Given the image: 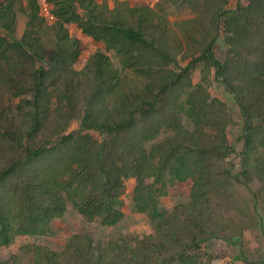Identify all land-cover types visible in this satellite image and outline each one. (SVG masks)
Masks as SVG:
<instances>
[{"label":"trees","instance_id":"trees-1","mask_svg":"<svg viewBox=\"0 0 264 264\" xmlns=\"http://www.w3.org/2000/svg\"><path fill=\"white\" fill-rule=\"evenodd\" d=\"M47 1L53 4L56 17L52 25L59 39L55 48L41 36L43 18L36 0H28V10L20 0H0V132L14 136L21 146L13 150L6 147L11 150L9 165L0 168V246L11 244L18 234L48 233L51 221L64 215L68 202L88 219L100 218L107 226L118 224L125 216L124 180L135 177L134 207L150 215L156 225L154 238H161L159 244H164L177 240L181 233L182 245L173 255L165 256L157 250V243L140 245L137 250L126 242L111 241L105 248L93 245L89 235L79 233L67 246L71 260L76 264H202L191 250L200 249L203 241L216 235L203 219L210 192L222 181L210 163V155L214 150L233 153L235 146L228 145L221 122L223 111L215 109L214 101L208 102L207 90L202 86L188 90L192 85L185 79L194 64H188L183 72L169 70L167 65L176 61L171 48L177 45V51L186 48L184 60L199 54L196 60L205 59L216 69V77L224 78L248 117L244 175L251 176L256 167L262 171L261 177L264 156L259 155L258 146L264 147V101L252 111L247 97L252 93L260 100L264 90V0H248L235 9H229L230 0H160L185 3L196 13H205L193 18V24L186 21V47L179 41L170 44V33L156 21L153 8L142 9L145 14L131 23L119 15L108 18L107 7L99 10L96 0ZM19 12L27 14L29 30L16 38ZM208 13L212 15L206 17ZM223 16L225 62L213 51L220 39L219 20ZM71 22L102 42L107 51L113 50L121 68L115 67L103 51L95 53L82 71L71 68L84 48L79 39L70 37L66 24ZM256 40L260 43L253 47ZM127 70L147 76L149 82L141 90H129L122 75ZM234 70L242 81L234 80ZM175 88L185 95L182 101L171 104L170 93ZM17 97H21L19 103L12 109L9 100L14 102ZM53 109L57 115L50 122ZM12 112L23 122L22 126L16 124L15 130L9 124ZM182 114L189 117L192 129L183 126ZM75 122L79 128L67 132ZM205 125L217 130L214 145L204 141ZM164 128L174 135L151 143L149 149L148 144ZM44 130L49 134L34 141V136ZM92 130L103 135V140L94 139L88 133ZM256 130L262 133L261 140ZM254 155L255 164L251 161ZM188 179L193 181L189 209L195 228L187 224L183 214L170 215L160 206L168 182ZM38 255L35 264H42L44 254L41 251ZM0 264L21 263L13 256L0 259Z\"/></svg>","mask_w":264,"mask_h":264},{"label":"rangeland","instance_id":"rangeland-1","mask_svg":"<svg viewBox=\"0 0 264 264\" xmlns=\"http://www.w3.org/2000/svg\"><path fill=\"white\" fill-rule=\"evenodd\" d=\"M20 1H22L24 8L28 10V0ZM96 1L99 4V10L105 11V7H107L105 16L108 18L119 15L131 23H137L139 16L145 14L142 9L147 7L153 8L158 15L156 21L160 23L162 29L166 27L170 33V44L174 45L179 41L184 47L187 46L188 42V37L183 35L186 30V21L191 20L193 24V18L203 17L205 15L204 12L196 13L185 3L176 5L160 0ZM247 1L230 0L229 9L237 8L240 3L246 5L248 4ZM47 2L49 12L42 11L40 0H36L39 6V15L43 18L41 21L42 25H40L41 36L43 41L50 47L55 48L56 41L59 40L57 37V29L52 27L56 21V17L52 13L54 9L53 4L49 1ZM17 5L19 6L20 3H17ZM132 8L136 9V11H131ZM79 12L84 15L82 8H79ZM211 15L212 13H208L206 17H210ZM225 18L223 16L219 20L221 23L219 30L220 39L213 45V51L221 62H225L228 56L222 37V26ZM28 20L27 14L23 12L18 13L16 33L14 34L16 38H21L29 30ZM66 27L71 38H77L84 44L78 60L74 62L71 68L82 71L83 68L87 67V63L91 60L92 56L101 51L110 56L115 67L118 69L121 68L119 56L113 50L107 51L102 42L84 33L77 23H68ZM168 31L165 33L166 36L169 34ZM259 43L258 40L254 41L253 47ZM176 49L177 45L171 48L172 53L176 52L174 55L176 61L170 62L167 65V69L175 72H183L182 70L188 64H194L189 67V73L185 79V81H188V84L192 85L188 90H192L198 86H202L207 90V93L210 95L208 102L212 103L214 101L215 109L223 111L221 122L228 145L235 146V151L230 154H218L216 150L211 152L210 163L222 181L210 192V201L206 205L207 213L203 220L205 221L206 227L210 231L215 232L216 235L209 240L203 241L200 249H192L191 251L198 255V260L202 264H206L207 262L209 264H264V173L260 177L262 171L256 167L251 170V176L244 175L243 171L245 157L243 155L245 148L244 135L246 134L245 122L248 117L239 105L236 93L228 87L222 76L219 78L216 77V69L214 67H209L205 59L196 60L194 57H197L199 54L184 60L183 56L186 48H182L180 51ZM249 61H252V56L249 58ZM235 67L237 66L235 65ZM235 72L237 73L236 70L232 71V73ZM122 75L130 86L128 89L134 90V92L143 89L145 84L149 82L147 76L137 74L132 70H127L126 73L122 72ZM234 80H237L236 82L239 80L242 81L239 73L234 77ZM243 80L246 81L247 76H244ZM185 81L183 83H186ZM182 92V89H173L170 93L172 96L170 97V103L172 104L175 100L182 101L185 95ZM175 94H178L179 98ZM255 96V94L250 93L247 97L252 106V111H257L260 108V103L264 101V90L260 100L256 99ZM20 98H13L14 102L7 99L12 109L19 103ZM55 106L54 99L53 108ZM16 114L12 112L9 120V124L12 127L14 126V130L16 129V124L19 126L23 125L22 118L17 116L16 119ZM56 115L53 109L50 122L55 119ZM181 123L185 128L192 129V123L187 115L182 114ZM46 126L44 129H46ZM78 128L79 123L75 122L69 127L67 132L77 130ZM203 130L206 134L205 143L214 145L217 130L208 125H205ZM49 132L48 130H44L38 133L34 136V141H37L39 138L42 140L43 136H46ZM256 132L258 140H261L262 133L259 134L260 131L257 130ZM17 133L20 135L21 130L17 129ZM88 133L93 135L94 139L98 141L103 140V135L98 131L92 130L88 131ZM169 135H174V133L167 132L165 128L161 129V133L148 144V148L150 149L151 143L164 141ZM13 138L15 137L6 136L3 131L0 132V168L9 165L11 150L21 147ZM25 140L27 139L25 138ZM211 141H214V143ZM24 142V144L29 143L27 141ZM6 147L11 148V150ZM258 148L260 151L259 155L264 156V147L260 145ZM254 158L255 155L251 161L255 164L253 161ZM22 159L24 160V157ZM226 171H228V174H225ZM124 181V207L122 209L125 212V216L118 224L107 226L103 224L100 218L88 219L80 214L71 202H68L64 215L51 221L48 233L44 235H16L11 244L0 246V259L7 260L16 256L21 264H35L36 256L40 258L41 255L39 256L38 254L42 251L44 254L41 260L42 264H76L69 257V248L67 246L71 237L79 233L80 235H89L93 240V245L100 244L105 248L110 246L109 243L111 241L118 242L119 244L126 242L133 249L137 250L140 245L150 246L156 243L159 244V241L162 240L161 238H154L157 235L156 225L152 222L150 215L146 212L141 213L135 210L134 188L137 183L136 178L130 177ZM150 181H153V179H150ZM192 185L193 181L191 179L168 182L166 186L167 193L160 198V206L163 211H166L170 215L176 212L183 214L187 224L195 228L192 225L194 223V215H191L192 211L189 209ZM195 230L198 231L197 229ZM180 235L181 233H179L177 240L171 239V241L168 240L164 244H159L157 250L161 249L160 251L165 256L173 255L178 250V247L182 245V238H180L182 235ZM183 239L186 240V237L183 236ZM170 263L176 264L174 261H169Z\"/></svg>","mask_w":264,"mask_h":264},{"label":"built area","instance_id":"built-area-1","mask_svg":"<svg viewBox=\"0 0 264 264\" xmlns=\"http://www.w3.org/2000/svg\"><path fill=\"white\" fill-rule=\"evenodd\" d=\"M42 11L49 12L47 0H40Z\"/></svg>","mask_w":264,"mask_h":264}]
</instances>
